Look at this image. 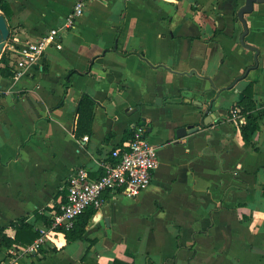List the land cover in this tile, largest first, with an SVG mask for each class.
Listing matches in <instances>:
<instances>
[{
	"label": "crops",
	"instance_id": "1",
	"mask_svg": "<svg viewBox=\"0 0 264 264\" xmlns=\"http://www.w3.org/2000/svg\"><path fill=\"white\" fill-rule=\"evenodd\" d=\"M6 1L16 47L61 26L74 3ZM245 1L89 0L61 48L17 79L0 75V226L14 237L10 222L26 217L46 238L13 244L0 264H264V2L243 14L245 32ZM249 83L260 118L245 145L230 111ZM83 94L92 134L77 138ZM187 125L197 129L178 136ZM138 127L158 151L150 185L105 193L83 238L51 231L69 175H98Z\"/></svg>",
	"mask_w": 264,
	"mask_h": 264
},
{
	"label": "built area",
	"instance_id": "2",
	"mask_svg": "<svg viewBox=\"0 0 264 264\" xmlns=\"http://www.w3.org/2000/svg\"><path fill=\"white\" fill-rule=\"evenodd\" d=\"M88 1L74 0L61 26L21 43L19 47L5 44L0 55H5L1 66L8 67L13 72L12 77L17 79L38 64L48 47L61 48V31H68L75 25ZM238 111L237 107L231 111L232 118L236 121L241 119ZM157 163V147L148 141L142 128L133 129L124 145L112 148L108 157L97 161L98 175L91 177L85 167H78L69 175L65 197L50 213L49 229H69L75 218L87 208L97 211L103 205L104 194L107 192H121L130 197L138 195L150 185ZM38 233L28 250L36 249L46 241L45 231Z\"/></svg>",
	"mask_w": 264,
	"mask_h": 264
},
{
	"label": "trees",
	"instance_id": "3",
	"mask_svg": "<svg viewBox=\"0 0 264 264\" xmlns=\"http://www.w3.org/2000/svg\"><path fill=\"white\" fill-rule=\"evenodd\" d=\"M0 11L4 15L6 21H10L12 10L6 0H0ZM9 27V26H8ZM2 62V59H0ZM73 73V72H70ZM0 75L10 77L13 72L8 67H0ZM244 96L236 101L233 108H238V113L241 115L239 122L240 134L245 145H250L253 142V135L259 129V108L255 100L254 87L249 83L243 90ZM94 100L87 94H83L79 101L76 110V122L74 136L77 138L89 137L92 134V119L94 115ZM231 109V110H232ZM231 114V111H230ZM95 210L87 208L79 214L73 221L72 226L64 230V236L67 241L77 238H83L86 225L89 218L94 214ZM10 226L15 229V236L10 237L5 233V226H0V252L11 248L13 244L27 246L31 244L39 233L33 226L27 222L26 217H20L10 222ZM83 260H87L86 257ZM83 264V262L81 263ZM93 264H98L94 262ZM112 264H122L118 259H114Z\"/></svg>",
	"mask_w": 264,
	"mask_h": 264
},
{
	"label": "water",
	"instance_id": "4",
	"mask_svg": "<svg viewBox=\"0 0 264 264\" xmlns=\"http://www.w3.org/2000/svg\"><path fill=\"white\" fill-rule=\"evenodd\" d=\"M255 2H264V0H246L244 5H242L238 10V16H239V19L244 23L245 32L247 31V28L245 26L243 14L250 12L253 9V4ZM9 34H10V31H9L7 21L4 15L2 14V12L0 11V55L9 37ZM192 128L197 129V127L193 125H187L185 127L178 128L176 133L178 136H182L186 134V132H189L188 130Z\"/></svg>",
	"mask_w": 264,
	"mask_h": 264
}]
</instances>
